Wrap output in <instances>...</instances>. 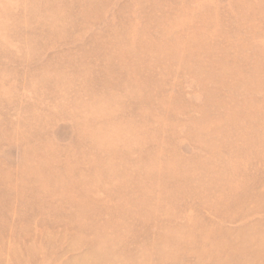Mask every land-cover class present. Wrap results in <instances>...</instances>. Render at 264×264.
<instances>
[{"label": "rangeland", "instance_id": "374dc122", "mask_svg": "<svg viewBox=\"0 0 264 264\" xmlns=\"http://www.w3.org/2000/svg\"><path fill=\"white\" fill-rule=\"evenodd\" d=\"M258 234L264 0H0V264H220Z\"/></svg>", "mask_w": 264, "mask_h": 264}, {"label": "bare ground", "instance_id": "6f19581e", "mask_svg": "<svg viewBox=\"0 0 264 264\" xmlns=\"http://www.w3.org/2000/svg\"><path fill=\"white\" fill-rule=\"evenodd\" d=\"M257 239L260 241H256L255 243L251 242V244H248L244 248L242 254L232 252L230 254L231 258H226V259L216 258V262L220 264H229V259H232L234 260V264H257V262H259L258 264H261L264 261V248H259L258 246L264 245V241L259 238V234ZM240 258H243L242 263H240L239 261Z\"/></svg>", "mask_w": 264, "mask_h": 264}]
</instances>
